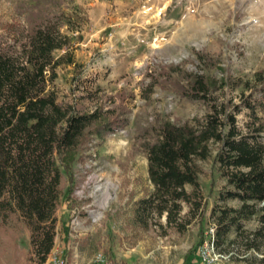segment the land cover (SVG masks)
Here are the masks:
<instances>
[{"label":"rangeland","instance_id":"1","mask_svg":"<svg viewBox=\"0 0 264 264\" xmlns=\"http://www.w3.org/2000/svg\"><path fill=\"white\" fill-rule=\"evenodd\" d=\"M46 20L61 23L62 34L71 38L54 53L65 59L47 91L86 112L117 105L128 110L125 128L105 138L89 136L74 165L75 190L83 196L75 207L83 229L69 239L77 251L65 242L73 211L64 199L51 254L66 247L67 264H264V223L258 216L240 220L215 241L213 210L243 204L221 201L232 188L214 158L198 162L209 198L204 225L193 224L183 235L168 230L165 236L132 222L136 202L153 190L140 130L158 120L193 123L207 112L206 105L180 95L171 80L186 82L179 73L169 75L171 69L214 78L220 88L213 96L242 106L251 87L264 85V0H0L5 44L25 42L29 30ZM70 58L74 64L67 63ZM258 116L264 121V110L258 109ZM238 120L240 126L249 122L248 111ZM228 220L220 222L222 229ZM31 251L30 230L19 215L0 218V264H29ZM45 264H52L50 256Z\"/></svg>","mask_w":264,"mask_h":264},{"label":"trees","instance_id":"2","mask_svg":"<svg viewBox=\"0 0 264 264\" xmlns=\"http://www.w3.org/2000/svg\"><path fill=\"white\" fill-rule=\"evenodd\" d=\"M61 28V23L46 20L29 30L25 42L5 44L0 38V218L18 214L29 228V264H45L53 252L63 200L70 211L77 205L74 165L89 136L105 138L128 124L125 107L86 112L47 91L65 59H56L54 53L71 43ZM177 69L169 75L179 73L186 84L168 79L184 99L206 105L207 112L193 123L158 120L140 130L153 190L136 202L132 222L143 230L156 227L165 236L168 230L183 235L193 224L204 225L209 198L198 162L214 158L227 188H232L222 193L221 201L236 199L243 204L237 210L219 206L213 210L217 243L242 219L258 216L264 223V121L258 116V109L264 110V85L251 87L242 106H231L213 96L220 88L217 80ZM244 109L249 122L240 126L238 115ZM227 220L222 229L221 221ZM204 241L203 233L200 245Z\"/></svg>","mask_w":264,"mask_h":264},{"label":"built area","instance_id":"3","mask_svg":"<svg viewBox=\"0 0 264 264\" xmlns=\"http://www.w3.org/2000/svg\"><path fill=\"white\" fill-rule=\"evenodd\" d=\"M76 178V176H75ZM77 180V178H76ZM74 199L76 200V202L80 203V201L82 200L83 196L81 194H79V192H77L75 190L74 194H73ZM72 223H71V233H70V239H74L75 236L78 234V231L83 229V223L80 221L79 213H78V208H74L72 210ZM75 233V236H73ZM67 249L68 250H73V252L77 251V246L73 247V245H71L70 241L67 245ZM98 261L103 262V256L102 254H98L97 256ZM50 261L52 264H67V258L65 255V250H58L57 252L53 253L50 255Z\"/></svg>","mask_w":264,"mask_h":264},{"label":"crops","instance_id":"4","mask_svg":"<svg viewBox=\"0 0 264 264\" xmlns=\"http://www.w3.org/2000/svg\"><path fill=\"white\" fill-rule=\"evenodd\" d=\"M64 250H66V247H65V249ZM65 254H66V251H65Z\"/></svg>","mask_w":264,"mask_h":264}]
</instances>
